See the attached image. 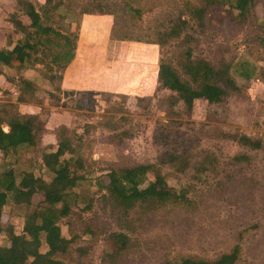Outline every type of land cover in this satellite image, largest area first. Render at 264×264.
I'll use <instances>...</instances> for the list:
<instances>
[{
    "label": "rangeland",
    "instance_id": "rangeland-1",
    "mask_svg": "<svg viewBox=\"0 0 264 264\" xmlns=\"http://www.w3.org/2000/svg\"><path fill=\"white\" fill-rule=\"evenodd\" d=\"M60 1L44 24L76 36L75 48L84 61L76 68V88L56 90L60 81L55 66L48 70L51 57L34 54L42 65L22 74L34 80L31 101L47 102L34 109L45 131L28 152L0 155V174L11 170L18 182L30 172L49 181L40 155L55 147L65 127L71 156L80 166L69 164L79 179L66 200L69 212L57 223L70 239L64 264H168L184 257L210 261L234 245L239 247L234 264H264V48L259 44L264 0L238 28L219 21L223 13L218 10L197 25L190 9L203 0ZM84 10L90 14H81ZM174 24L181 27L178 37L167 40ZM121 37L126 39H116ZM182 50L215 68L227 65L237 92L216 104L196 100L188 114L180 102L171 103L174 94L150 79L159 61L180 73L175 58ZM48 76L55 78L49 82ZM1 94L0 101L7 100ZM109 120L113 130L104 128ZM230 133L260 139L261 148L241 147ZM170 154L177 161L167 162ZM135 164L154 165L166 189L184 200L157 210L136 205L124 212L113 206L97 184L100 176L111 167ZM147 178L152 180L150 174ZM39 199L34 196L32 206ZM25 213L8 196L0 218L1 246L8 233L21 231ZM112 234L124 236V248L115 251Z\"/></svg>",
    "mask_w": 264,
    "mask_h": 264
},
{
    "label": "trees",
    "instance_id": "trees-1",
    "mask_svg": "<svg viewBox=\"0 0 264 264\" xmlns=\"http://www.w3.org/2000/svg\"><path fill=\"white\" fill-rule=\"evenodd\" d=\"M14 1L19 11L28 19L29 24L23 26L16 14L8 16L7 21L14 32L21 35V39L10 51L0 50V65H14L17 69H37L38 65H42V61L32 57L39 51L47 52L51 57L49 65L47 64L48 70L51 71L50 66H55L58 74L56 78L48 76L44 79L49 81L55 78L60 81V74L73 59L76 36L59 33L51 26L45 25L44 19L50 11L57 10L62 2L43 0V4L36 10L26 0ZM258 1L203 0L201 6L190 9V18L197 25L202 26L205 20L218 10L223 13L219 21H224L225 26L238 28L246 20L249 10ZM81 14L90 13L84 10ZM179 21L180 18H178ZM180 30L181 27L174 24L166 32L165 38L167 40L177 38ZM161 43L163 42H154L158 46H161ZM259 44L264 48V38L259 40ZM175 59L178 61L182 76L168 61H159L155 67V78L160 88L174 94L171 103L180 102L187 114L196 100L216 104L225 96L237 92V87L229 77L227 65L220 64L218 68H215L202 59H192L190 52L186 50L179 52ZM18 87L19 94L16 98L18 103L26 99L31 101L36 97L33 83L20 79ZM56 90L60 89L57 87ZM85 93L98 92L85 91ZM137 98L145 99V97ZM35 103L40 104L39 101ZM110 120L105 123L104 128L113 130ZM61 129L62 132L56 139L55 147L47 148L40 155L41 165L51 173L49 181L34 177L30 172L22 173L18 182H15L11 170H5L0 174V218L8 196L13 205L23 206L26 209L22 218L21 231L17 234L8 233L5 245H0V264H64L63 259L67 254L70 239L61 235L57 223L68 214L69 207L66 200L79 179L77 175L70 172L69 164L72 161L71 163L78 167L80 165L71 156L73 148L67 138L65 127ZM42 130L43 125L36 115H21L12 104L0 105V155L3 157L16 155L17 152H28L38 143ZM227 136L241 147L251 150L261 148L260 139H251L239 133H230ZM66 155L68 158H65ZM176 159L175 155L167 156L169 163L177 161ZM234 159L237 160L236 157ZM179 163L181 166L183 162ZM149 174L152 180H148ZM97 184L100 190L105 191L113 206L124 212L136 205L157 210L168 203H180L184 200L182 195L166 189V182L152 164L111 167L100 176ZM34 196H39L40 199L36 205L32 206ZM110 244L113 248L115 247V251H119L124 248L126 239L120 234H112ZM41 245L44 249L42 252L39 250ZM238 255L239 247L234 245L227 253L210 261L184 257L168 264H234Z\"/></svg>",
    "mask_w": 264,
    "mask_h": 264
},
{
    "label": "crops",
    "instance_id": "crops-1",
    "mask_svg": "<svg viewBox=\"0 0 264 264\" xmlns=\"http://www.w3.org/2000/svg\"><path fill=\"white\" fill-rule=\"evenodd\" d=\"M26 1L31 3L36 10L39 6L43 4V0H26ZM12 14L17 15V19L23 26H28L29 24L28 19L22 14L21 11H19L14 0H0V50L10 51L15 46V44H17L18 41H20L21 39V35L14 32L11 24L7 21L8 16ZM83 62L84 61L82 59V55H79V53L77 52V49L75 48L73 59L70 61V63L65 67V69L60 74L61 76L60 86H58L60 90H63L64 88H68V89L76 88L74 86L75 83L78 81L76 78L78 75H80V72L77 73L76 68L77 66L82 67ZM85 69L87 70L88 66L86 67L85 65ZM30 70H35V69H29V68L28 69H17L14 65L12 66L0 65V90H2L1 95H4L7 99V100L0 101V105L12 104L15 106L19 114L36 115L38 117L37 113H34V109L39 110L41 105L42 106H44V104L46 105V100L43 99L42 104H37L35 102L28 101L26 98L24 102L18 103L16 101V98L19 94L18 81L20 79L29 81L31 83H33L34 81V80L26 79L23 77L22 73H25L26 71H30ZM138 73H140L139 80L142 83L145 72L141 68L139 69ZM155 81H156V78H155V71H154V75L152 76V79H150V82L155 83ZM33 86H34V83H33ZM5 90L8 92V95L4 92ZM91 90H94V89H91ZM22 96L24 97V95ZM44 131H45V128L43 126V132ZM47 145L52 146V144H47Z\"/></svg>",
    "mask_w": 264,
    "mask_h": 264
}]
</instances>
